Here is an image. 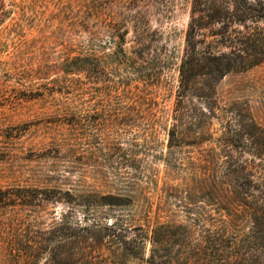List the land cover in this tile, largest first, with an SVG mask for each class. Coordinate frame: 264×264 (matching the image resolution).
Listing matches in <instances>:
<instances>
[{
    "label": "rangeland",
    "instance_id": "obj_1",
    "mask_svg": "<svg viewBox=\"0 0 264 264\" xmlns=\"http://www.w3.org/2000/svg\"><path fill=\"white\" fill-rule=\"evenodd\" d=\"M191 3L0 0V264L66 258L56 246L95 224L144 233L129 264L161 226L250 233L235 192L240 166L264 165V63L180 100ZM240 125L263 139L241 148Z\"/></svg>",
    "mask_w": 264,
    "mask_h": 264
},
{
    "label": "trees",
    "instance_id": "obj_2",
    "mask_svg": "<svg viewBox=\"0 0 264 264\" xmlns=\"http://www.w3.org/2000/svg\"><path fill=\"white\" fill-rule=\"evenodd\" d=\"M262 63L264 0H192L180 66V100L197 96L211 101L216 96L214 83ZM255 130L245 131L240 125L234 133L236 143L249 148L254 140L263 139V133ZM258 145L250 148L255 158L262 155ZM237 174L251 179L249 191L235 192L252 212L250 233L243 236L225 227L207 232L195 243L191 229L161 226L154 231L147 264H264V165H242ZM132 231L118 223L95 224L75 237H65L56 246V254L69 253L66 258L48 259L44 264H129L128 257H137L146 238L137 233L130 239ZM104 246L114 257L100 260Z\"/></svg>",
    "mask_w": 264,
    "mask_h": 264
}]
</instances>
